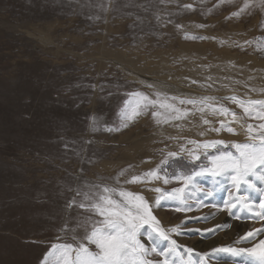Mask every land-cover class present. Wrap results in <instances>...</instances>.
<instances>
[{
    "label": "rangeland",
    "instance_id": "374dc122",
    "mask_svg": "<svg viewBox=\"0 0 264 264\" xmlns=\"http://www.w3.org/2000/svg\"><path fill=\"white\" fill-rule=\"evenodd\" d=\"M244 2L0 0V264H41L53 243L75 245L84 231L77 225L92 216L78 207L79 203L86 202L82 194L88 192L91 185L106 184L138 191L152 201L140 191L144 184H128L125 179L155 169L168 152L174 151L170 148L172 140L163 137L151 141L152 160L136 167L138 156L134 154L135 159H128L127 154L123 157L122 151L131 152L135 148L132 145L139 142L142 134L159 135V129L166 123L157 124L149 110L128 128L119 132L104 130L105 125L120 124V109L128 93L140 91L152 96L157 91L117 66L120 61L111 50L125 55L129 51L154 55L159 51L167 53L170 48L179 52L183 45H214L220 50L231 48L236 56H252L264 61V9L257 6V0H249L250 7L244 13L239 17L231 16ZM185 4H191L192 9L184 8ZM201 24L205 27H197ZM186 35L203 38H185ZM171 65L179 68V64ZM204 94L215 98L211 103L208 101L215 107L225 105L231 110L236 105L243 112L237 104L224 99L235 94L239 97L236 91L224 95L206 92L197 97H205ZM242 96L239 99L264 100L262 96H244L245 99ZM197 97L191 99H199ZM169 102L187 110L191 105L181 106L178 100ZM195 107L199 109L204 105ZM246 117L254 126L264 123ZM93 118L97 121L96 131L92 128ZM245 142L248 140L236 143ZM215 150L196 149L201 154L199 161H192L187 154H180L174 160L170 158L167 172L171 175L176 168L183 167L188 172L198 170L202 162L207 163L203 153L216 154ZM122 170H127L123 176L119 175ZM210 179L209 176L197 177L195 183H206L202 188H209ZM256 183L264 186L259 181ZM149 185H156L165 192L181 186L177 182L165 185L162 180H154ZM192 189L185 193V198L191 194V211L176 212L174 207L178 202L172 200L167 201V207L154 211L165 230L181 226L180 234L170 233V237L177 242V251L185 260L191 258L195 264L202 259L206 264H217L219 260V264H224L231 259L229 256V260L222 259L226 254L210 257L203 254L223 246L251 247L264 239V233L242 244H236L240 239L236 238L209 251L183 243L180 238L199 236L205 240L216 237L224 229L218 224L208 228L215 229L208 232L199 225L208 222L214 208L225 211L223 205L228 199L223 197L220 206L212 203L219 197L215 191L213 197L203 198L205 201L197 207L202 193ZM78 191L81 195H77ZM73 199L76 204L69 208ZM254 199L258 207L259 194ZM238 209L239 206L233 212ZM159 212L166 214L167 222ZM248 214L247 210L240 212L241 218L237 219L227 212L228 218H233L231 221L252 222L254 218ZM256 222L260 225L257 229L264 228V220L257 218ZM65 223L76 231L62 232ZM249 231L253 230H247L240 237ZM166 244L165 241L160 246ZM92 248L94 250V246ZM189 248L192 252L187 251ZM149 258L163 259L154 255ZM176 264H180L179 259Z\"/></svg>",
    "mask_w": 264,
    "mask_h": 264
},
{
    "label": "snow or ice",
    "instance_id": "6c2138e0",
    "mask_svg": "<svg viewBox=\"0 0 264 264\" xmlns=\"http://www.w3.org/2000/svg\"><path fill=\"white\" fill-rule=\"evenodd\" d=\"M234 0H220V4L233 3ZM257 6L264 9V0H257ZM186 9H192L191 4L183 6ZM250 7L249 0H245L243 7L238 11L231 13L232 17H239ZM211 11V10H209ZM230 18V17H229ZM181 27V25H177ZM205 27V25H197ZM197 39L203 37H188ZM149 88L154 85L149 84ZM128 99L120 109V124L116 127L104 126L108 132H119L128 128L130 123L138 117L148 113L151 110V116L157 124L168 123L171 120H182L189 115V111L177 107V101L181 105L197 104L210 108L214 115L231 117V121L220 120L219 128L210 129L219 133L226 130L233 135L237 134L236 129L231 124H240L241 129L245 131L248 142H233L229 146L224 140H210L203 143L189 140L188 143L196 146L197 149L203 148L216 149V154L209 155L207 151L203 153L207 163H201L198 170L194 168L191 172L176 171L171 175L167 172L169 159L176 158L180 153L186 152L192 161H199L201 154L194 149H185L181 146L180 152L170 151L167 156L161 160L155 169H151L140 175H133L130 179H125L128 184H150L152 181H161L167 185L171 182H177L181 186L173 188L170 192H165L160 187L150 188L149 191L157 195L152 201L146 199L144 195L137 192L127 191L121 187H110L106 184H95L89 187L88 192H84L83 199L86 202L78 204L79 208L92 213L93 219L87 217L83 222L77 225V228H83V234L74 245L72 243H53L49 251L44 255L41 264H176L179 259L180 264H195L189 258L185 260L177 251V242L171 239L170 233L179 235L180 225L165 230L161 227V221L154 214L155 210H160L168 205L164 202L168 200L177 201L174 210L176 212H187L192 210V205L187 203L185 193L189 188H193L202 193V198L197 207L203 204V198H211L216 191V184L221 179H226L230 185L228 189L229 199L224 201L223 210L229 215L240 219V212L247 210L251 213L250 218H259L264 220V186H258L256 181L264 185V123L257 127L247 124L246 127L241 123V118L230 109L220 106L215 107L208 103L214 100V97H200L199 99H180L174 96H168L166 92L154 91L152 96L146 95L140 91L128 93ZM231 102L237 104L243 109V114L250 118L264 121V100H241L236 96L225 97ZM256 106H259L257 109ZM204 107L198 109L204 112ZM204 124H210L208 119L203 120ZM93 131L97 130V121L93 118ZM255 133V134H254ZM200 135H204L203 132ZM222 146V147H221ZM231 147L235 151L227 150ZM127 170H122L119 175L123 176ZM163 173V174H161ZM209 176L213 184L209 188L199 187L195 181L197 177ZM117 183L119 180L117 179ZM253 193L259 194V201L253 197ZM77 195H81L78 191ZM76 204L73 199L68 207ZM239 206L238 212H233ZM206 220L207 217H204ZM219 227V226H217ZM76 231V228L69 229L67 223L61 228V231ZM215 229H206L204 231L212 232ZM196 231H201L197 229ZM260 233H264V228L247 232L237 240L236 244H242L254 240ZM146 238V239H145ZM73 239L77 237L74 235ZM167 242L165 247H161L162 242ZM150 245V246H148ZM94 246V250L92 248ZM192 252V249H187ZM226 254L231 259L224 264H264V239H260L251 247L223 246L212 249L211 253H204V257H210L213 254ZM162 257L163 259L153 260L152 256ZM239 258V259H237ZM199 264H206L202 259ZM219 264V260L217 262Z\"/></svg>",
    "mask_w": 264,
    "mask_h": 264
},
{
    "label": "bare ground",
    "instance_id": "6f19581e",
    "mask_svg": "<svg viewBox=\"0 0 264 264\" xmlns=\"http://www.w3.org/2000/svg\"><path fill=\"white\" fill-rule=\"evenodd\" d=\"M232 32L233 31L230 33ZM177 51L178 50L170 48L167 50V53L165 51H159L154 55H144L143 53L139 54L130 51L126 53L128 55H125L112 50L111 53L117 55L118 58L116 57L115 59L120 61L119 63H116L117 66L119 65L123 67L125 72L131 75V78H134L146 86L152 84L154 85L153 88L166 92L169 95L172 94L181 99L195 98L200 93L206 92L220 93L224 95L225 93L231 91L238 92L240 96L243 95L241 98L244 96L264 97V61L252 56H236L231 48L228 50H224V48L223 50H220L214 45H199L197 47L183 45L180 47L179 52ZM141 54L143 56H141ZM171 64H179V68L174 67ZM243 99H245V97ZM187 108L189 109V115L187 117L182 120H172L171 122L164 124L159 129L161 133H158L159 135L157 136H153L154 133L140 135L139 142L132 145V148H135L131 152L122 151L123 157L127 154L128 159L131 157L135 159V154L138 156L136 160L138 162L135 166L145 165V163L150 162L153 158L152 152L150 151V142H153L156 139L162 140L163 137L170 138L172 140L170 148H172L175 152H180L181 146H184L185 149L196 150L197 148L195 145L188 143L189 140H195L201 143L210 140H224L228 144L235 141L248 140V137L245 131L241 129L240 124L234 122L231 126L236 129L237 134L235 135L228 134L226 130H221L219 133L210 130L213 128H219L220 120L231 121L230 116L224 117L214 115L209 108H205L203 113L198 111V108L192 105L187 106ZM231 111L235 112L238 118H241V123H243L245 127L247 124H252L254 126V124L248 120V118L240 109L237 108L236 105L233 109H231ZM204 119H208L211 123L204 124ZM201 132H203L204 135H200ZM180 154L186 155L187 153L183 152ZM155 186L156 185L144 184V188L141 186L142 188L140 191L142 190L151 200H153L157 194L149 191V189ZM161 211L165 212L163 210ZM159 215L165 222L166 214H161L159 212ZM231 220V218H228L227 212L220 210L218 207L214 208L209 214L208 222L204 224L201 223L199 227L201 226L203 229H208L221 224L224 229H221L220 232L217 233L216 237L204 240L199 236H194L191 238H180V240L183 243L188 242L198 249L209 251L211 248L224 243L228 244L231 240L240 238V236L247 230H255L258 226H260L259 222L256 221L238 222Z\"/></svg>",
    "mask_w": 264,
    "mask_h": 264
},
{
    "label": "flooded vegetation",
    "instance_id": "af4514ba",
    "mask_svg": "<svg viewBox=\"0 0 264 264\" xmlns=\"http://www.w3.org/2000/svg\"><path fill=\"white\" fill-rule=\"evenodd\" d=\"M204 163L206 164V161Z\"/></svg>",
    "mask_w": 264,
    "mask_h": 264
}]
</instances>
